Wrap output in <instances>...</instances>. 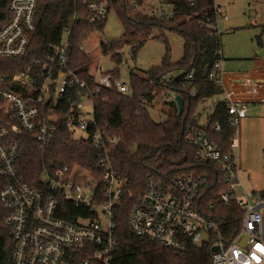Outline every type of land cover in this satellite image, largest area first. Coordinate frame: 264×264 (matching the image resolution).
<instances>
[{"label": "built area", "instance_id": "2783aa9c", "mask_svg": "<svg viewBox=\"0 0 264 264\" xmlns=\"http://www.w3.org/2000/svg\"><path fill=\"white\" fill-rule=\"evenodd\" d=\"M178 1L181 0H160L155 7L148 0H131V7L153 16L173 17ZM199 1L189 0L191 6H197ZM74 2L86 6L91 22H100L108 16L115 0ZM39 3L40 0H0V57L27 54L37 28ZM212 9L213 17H205L202 25H210L220 36V20H229V14L216 0ZM78 18L75 10L73 22ZM66 31L71 36L72 29ZM72 48L70 38L61 39L44 58L12 74L0 68V178L4 181L0 200L6 211L4 221L14 240L8 264H114L115 211L126 201L128 181L112 162L118 137L98 127L92 92L81 93L88 90V84L72 66ZM217 55L208 78L223 92L204 97L202 108L213 112L220 101L227 102L230 124L235 127L231 150L224 151L202 132L186 141L197 146L198 160L215 162L224 173L226 188L213 197L220 204L236 206L234 219L242 222L240 231L230 240L222 237V220L208 215L202 202L209 176L197 173L170 180L149 176L146 190L136 196L127 222L135 235L166 246L182 257L192 247L212 242V250L218 245L213 250L212 264H264V190L249 193L245 189L236 156V135L249 104L227 82L231 60L225 57L222 45ZM100 72L101 77L96 76V92L112 84L113 75L104 74L102 69ZM189 79L194 80L193 73ZM237 82L246 92L257 90L259 83L246 68L241 70ZM117 87L123 93L131 91L130 82L118 80ZM185 88H189L188 84ZM176 94H169L167 100L175 101ZM195 95L192 90L191 96ZM86 100L92 105L90 118H82ZM63 106H68L66 125L72 138L92 141L95 168L78 163L58 167L43 164L40 186L34 185L22 173V143L17 136L29 132L36 147L45 149L57 131ZM214 129L221 131V124ZM77 131L86 136L76 137ZM216 204L211 202L210 206L214 208Z\"/></svg>", "mask_w": 264, "mask_h": 264}, {"label": "trees", "instance_id": "16d2710c", "mask_svg": "<svg viewBox=\"0 0 264 264\" xmlns=\"http://www.w3.org/2000/svg\"><path fill=\"white\" fill-rule=\"evenodd\" d=\"M212 4L213 0H200L197 6H191L189 0H181L177 3L175 16L159 17L133 11L131 0H115L112 9H115L121 20L124 33L120 40L103 44V51L113 52L112 58L118 65L123 61V55L118 49L131 45L136 55L157 29L169 28L181 35L184 41L183 56L177 62L173 61L169 52L171 47L166 40L169 53L160 65L146 71L140 70L144 74L133 70L130 74L129 93H123L117 87L121 76L118 68L104 71V74L113 75L112 84L95 91L98 82L96 75L90 71L92 59L80 46L94 31L104 28L108 16L100 22H91L86 6L80 2L76 4L74 0H40L37 28L27 54L19 58L0 57V68L12 74L36 59L44 58L61 41L64 32L72 29V66L88 84V90H81V93L92 92L98 127L118 137L112 150V162L115 170L128 181L126 201L115 211L117 250L114 264H212V242L194 246L182 257L172 249L137 236L130 230L128 214L136 202V196L146 190L149 176L170 180L185 173L207 174L209 181L202 191V202L208 215L222 220V237L230 240L242 227V222L234 219L236 206L220 204L213 197L226 188L224 173L215 162L198 160L197 146L186 141L202 132L229 152L230 142L235 137V127L230 124L225 101L219 102L206 126L198 122L203 98L223 92L222 87L208 78L221 45V35L210 25H202L205 17H213ZM75 10L79 18L73 22ZM175 70L181 73L169 76ZM191 73L194 74V80L189 79ZM187 84L189 88H185ZM192 90H195V96H191ZM173 92L184 96L182 114H179L175 101L167 100V96ZM159 103L163 105L164 111L170 109L162 121H156L149 111V106ZM68 118V106H63L57 131L45 149L36 147L29 132L17 136L22 143V173L30 183L40 186L43 164L53 163L58 167L78 163L95 168V147L92 141L74 140L66 125ZM216 124H221V131L214 129ZM3 184L0 178V187ZM211 202H216V207L212 208ZM5 214L0 200V264H8L14 246L10 227L4 221Z\"/></svg>", "mask_w": 264, "mask_h": 264}, {"label": "rangeland", "instance_id": "374dc122", "mask_svg": "<svg viewBox=\"0 0 264 264\" xmlns=\"http://www.w3.org/2000/svg\"><path fill=\"white\" fill-rule=\"evenodd\" d=\"M222 5L223 11L229 14V20H220L221 45L227 59L233 57V53H249L252 49H262L264 53V0H216ZM152 6H159L160 0H148ZM117 6V5H115ZM124 28L113 8L102 30L94 31L83 42V47L92 59L90 71L101 77L103 71L119 69L122 82L130 81L133 70L142 73L162 63L164 57L170 52L173 61H178L183 56V38L169 28L157 29L154 36L147 39L145 45L135 55L131 45H124L117 51L123 55V61L118 65L112 58L113 52L104 53L103 44L116 42L123 37ZM159 35V36H157ZM165 37V38H163ZM257 37H261L259 43ZM70 38L68 31L62 36V41ZM168 40L171 50L168 52ZM180 70H175L169 76H178ZM168 76V77H169ZM167 77V78H168ZM92 105L86 100L84 115L82 118H90ZM161 103L149 106V111L156 121H162L170 111L163 109ZM199 124L206 126L212 109L202 108L198 111ZM76 137L86 136V133L77 131ZM238 147L236 148L237 161L240 175L245 189L252 193L264 190V102L261 104H249L247 116L240 120ZM240 192H243L241 188ZM206 235V234H204Z\"/></svg>", "mask_w": 264, "mask_h": 264}, {"label": "crops", "instance_id": "0c3cea01", "mask_svg": "<svg viewBox=\"0 0 264 264\" xmlns=\"http://www.w3.org/2000/svg\"><path fill=\"white\" fill-rule=\"evenodd\" d=\"M259 41V37H257ZM260 43V42H259ZM231 60V61H230ZM231 72L227 82L232 84L237 94L244 96L248 104H261L264 102V53L262 49L254 48L249 53H233L229 58ZM246 68L250 71L255 81H259L258 88L255 91L246 92L242 85L237 82L241 70Z\"/></svg>", "mask_w": 264, "mask_h": 264}, {"label": "water", "instance_id": "95a60500", "mask_svg": "<svg viewBox=\"0 0 264 264\" xmlns=\"http://www.w3.org/2000/svg\"><path fill=\"white\" fill-rule=\"evenodd\" d=\"M175 102L177 104L179 114H182L183 111H184V107H185V99H184V96L181 93H177L175 95ZM217 248H218V245L214 246L213 247V250H216Z\"/></svg>", "mask_w": 264, "mask_h": 264}]
</instances>
